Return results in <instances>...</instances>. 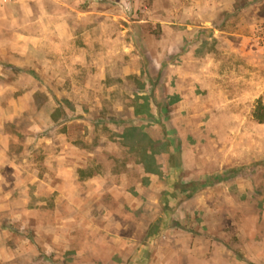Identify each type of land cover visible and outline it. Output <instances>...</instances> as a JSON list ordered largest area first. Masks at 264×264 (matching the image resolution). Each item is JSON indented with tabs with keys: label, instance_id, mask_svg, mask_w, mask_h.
Masks as SVG:
<instances>
[{
	"label": "rangeland",
	"instance_id": "374dc122",
	"mask_svg": "<svg viewBox=\"0 0 264 264\" xmlns=\"http://www.w3.org/2000/svg\"><path fill=\"white\" fill-rule=\"evenodd\" d=\"M256 112L264 0H0V264H264Z\"/></svg>",
	"mask_w": 264,
	"mask_h": 264
},
{
	"label": "trees",
	"instance_id": "16d2710c",
	"mask_svg": "<svg viewBox=\"0 0 264 264\" xmlns=\"http://www.w3.org/2000/svg\"><path fill=\"white\" fill-rule=\"evenodd\" d=\"M136 113H141V112H137V110H136ZM150 116H151V114L149 113V117ZM255 117L261 123L264 120V113L256 112ZM120 137H121V139H120L121 142H123V144L127 145L130 149L131 148L132 149L133 148L138 149V150L140 149L141 152L142 151L144 152L146 150L147 145H149L148 146L149 153L148 154L144 153L143 155L139 154L141 156V159L139 162L140 163L142 162V165L144 167L143 169L146 172L154 173V174L158 172L157 165L152 164L154 162V157H153L154 150L153 149L156 147L153 144L154 141L152 142V140L150 139V137L148 136V134L145 131H142L135 126L134 127L128 126V127H125L123 129ZM143 139H145L147 141V145L141 147L139 140L141 141ZM125 142H129V143H125ZM152 145H154V146H152ZM161 146H163V144ZM165 149H166V152L171 151V150L167 149V147H165ZM177 188L178 189H176V190L178 191V193L180 195H183V198H186L190 194L198 191V183L194 182V181H190V182L179 184V186ZM162 204H161L162 214L159 215L158 218H156L153 222H151V224L147 227L146 232H144L143 240H141V242L138 244V249L136 251L135 257H139L142 260H141V262H135L133 264H146L145 259H147V251L149 249V243L154 242V239H152V238L154 236H157L161 232V223L166 218L164 212L169 211V208L167 206H163Z\"/></svg>",
	"mask_w": 264,
	"mask_h": 264
},
{
	"label": "crops",
	"instance_id": "0c3cea01",
	"mask_svg": "<svg viewBox=\"0 0 264 264\" xmlns=\"http://www.w3.org/2000/svg\"><path fill=\"white\" fill-rule=\"evenodd\" d=\"M4 127V123H3V126H2V128ZM2 142H3V134H2V130H1V128H0V145L2 144Z\"/></svg>",
	"mask_w": 264,
	"mask_h": 264
}]
</instances>
